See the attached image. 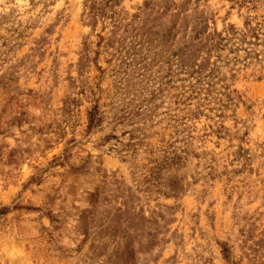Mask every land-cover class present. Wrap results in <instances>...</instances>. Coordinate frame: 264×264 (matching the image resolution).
I'll list each match as a JSON object with an SVG mask.
<instances>
[{"label":"rangeland","instance_id":"1","mask_svg":"<svg viewBox=\"0 0 264 264\" xmlns=\"http://www.w3.org/2000/svg\"><path fill=\"white\" fill-rule=\"evenodd\" d=\"M0 264H264V0H0Z\"/></svg>","mask_w":264,"mask_h":264}]
</instances>
